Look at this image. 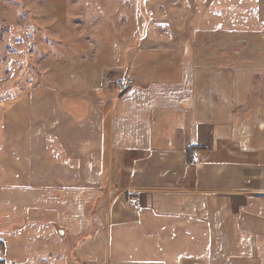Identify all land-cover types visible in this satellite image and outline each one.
Returning a JSON list of instances; mask_svg holds the SVG:
<instances>
[{"label":"crops","instance_id":"1","mask_svg":"<svg viewBox=\"0 0 264 264\" xmlns=\"http://www.w3.org/2000/svg\"><path fill=\"white\" fill-rule=\"evenodd\" d=\"M224 2L175 0L119 86L3 104L0 264H264V0Z\"/></svg>","mask_w":264,"mask_h":264},{"label":"rangeland","instance_id":"2","mask_svg":"<svg viewBox=\"0 0 264 264\" xmlns=\"http://www.w3.org/2000/svg\"><path fill=\"white\" fill-rule=\"evenodd\" d=\"M174 2L0 0V108L34 87L44 92L94 85L116 62L103 81L119 86L125 70L122 47L140 39L156 42L151 38L168 28V37L175 36ZM236 3L225 0L213 12L231 13ZM164 9L167 19L160 12Z\"/></svg>","mask_w":264,"mask_h":264},{"label":"trees","instance_id":"3","mask_svg":"<svg viewBox=\"0 0 264 264\" xmlns=\"http://www.w3.org/2000/svg\"><path fill=\"white\" fill-rule=\"evenodd\" d=\"M111 76V75H110ZM126 90V88L124 89V90H122V92L121 93H123L124 91ZM194 149H196V148H194V147H189V148H187V150H186V154H187V160H190V153H191V151L192 150H194Z\"/></svg>","mask_w":264,"mask_h":264}]
</instances>
